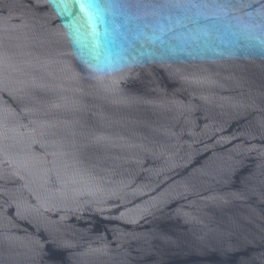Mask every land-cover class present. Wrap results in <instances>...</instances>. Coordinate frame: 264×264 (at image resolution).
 <instances>
[{"label": "water", "instance_id": "water-1", "mask_svg": "<svg viewBox=\"0 0 264 264\" xmlns=\"http://www.w3.org/2000/svg\"><path fill=\"white\" fill-rule=\"evenodd\" d=\"M0 264H264V0H0Z\"/></svg>", "mask_w": 264, "mask_h": 264}]
</instances>
